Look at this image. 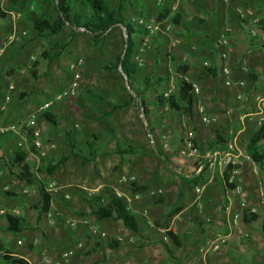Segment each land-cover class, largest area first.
Masks as SVG:
<instances>
[{
    "label": "rangeland",
    "instance_id": "1",
    "mask_svg": "<svg viewBox=\"0 0 264 264\" xmlns=\"http://www.w3.org/2000/svg\"><path fill=\"white\" fill-rule=\"evenodd\" d=\"M83 1L85 0L74 2V11H80ZM104 1L111 8L118 6L117 0ZM131 1L128 0L125 16L127 21L133 24L130 18L138 16L137 14L140 12L131 5L129 6ZM141 1L147 3L148 0ZM154 6L155 11L151 9L152 12L149 11V15L146 10L142 11L143 16L156 17L159 12H157L155 2ZM237 10L243 13L249 12L246 14L245 20H251L250 26L253 25L255 30V35L250 37L258 36L260 32H263L262 21L251 19L253 12L250 9ZM0 13L4 15V17H0V25L4 30H6L7 20L35 21L44 16L55 20L57 16L53 0H15V3H11L10 0H0ZM155 21L153 20V22ZM177 26L178 23L175 24L172 20L169 32L149 36L150 47L143 52L145 53L144 60L142 58V63L137 66L136 75L131 80L132 88L138 95H135L126 85L121 72L113 68L116 57L123 52L125 46V34L121 27L117 26L112 29L97 44L92 42L84 30L82 31L80 28L74 30L68 25L59 35L50 39L38 37L37 33L35 35L29 21L21 29L17 27L19 32L25 33L22 39L15 44L20 49L18 51L20 56L15 57L13 61L10 60L11 68L9 70L6 68L9 72L6 70L5 75L8 76V81H14L17 84L16 88L20 90L21 94L15 92L13 95L15 89L13 86V89H8L7 95L4 97L10 111H20L17 121L27 120L31 114L26 111V106L34 107L38 102L50 100L56 92L66 86L71 78L70 66L76 64L79 59L83 60L80 68L81 80L78 95L73 99L62 101L65 107H69L71 110L56 111L53 109L51 115L56 122L54 126L42 118L48 122L49 132L47 134L46 131L41 133L37 126L40 130L41 152L47 155L49 153V157L45 160L42 159L43 157L32 158L28 156V150H23L26 152L25 159L35 174L36 180L53 190L55 212L61 210L63 208L61 203L65 202L67 205L64 206L65 208L74 211L79 217H82L81 213L84 214L82 218L87 220L86 224L81 223L73 227L74 231L62 222L64 231H56L54 235L56 237L53 239H61L59 236L62 233L64 238L69 241L66 250L73 251V255L64 264H201L200 252L194 248L196 240H198L196 237L200 235L197 224H207L206 214L211 213L213 209L223 215V209L227 204L225 193L223 190L221 192V188H225L224 185H226L224 177L222 179L220 176L217 166L214 169H209L203 158L206 154H213L215 151L218 152V157L231 156L230 165L223 168L221 172L224 175L229 171L233 186L237 184L241 187V194H235V196H239V200L232 201L233 212H239L241 202L245 204V209H254L255 214L257 208L262 209L260 194H264V170L251 161L246 153V147L252 132L264 123V109L262 115H252L258 113V99L264 97V57L261 59L263 67L259 71L261 77L259 84L256 82L258 77L250 74L246 76L241 89L226 92L225 97L229 101L224 103V111L226 112L227 109L232 111L222 119L221 116L220 119L208 114L206 116L204 110L200 116H194L193 110L190 116L187 113L174 111H171L172 113L168 116V112H162L163 105L161 103V110L159 109L161 112L159 110L156 112V108H153L152 105L154 104L153 100L158 96H160L159 100L163 101L168 99H165V94H170L169 97L172 96L176 100L182 98L179 77L173 74L171 83H167L169 77L167 69L155 63V60H158L164 65V57L167 54L173 55V58H168L173 63V71L177 70L176 67L182 63L184 48L176 43L179 34L174 28ZM2 36L0 39L3 38ZM138 36L140 35L134 36L136 44H140ZM213 39L214 36H211L210 43L214 41ZM262 44L264 45V41ZM51 46L54 48L51 54L58 51L60 47H65L58 61H48L41 57L43 52L49 51ZM179 53L180 58L177 57ZM6 63L8 62L6 61ZM6 63L0 65V70L4 66L6 67ZM33 65L38 79L31 76L30 71ZM17 67L19 70L20 67L25 70L24 77L9 78L12 76L10 73L16 71ZM177 72L181 73L180 69ZM205 73H207V78H211L208 72ZM251 75L253 79L255 78L254 80L251 79ZM159 78L162 81L156 83L149 90V97L141 96L143 94L140 92L145 86L144 83H151ZM193 82L200 85L198 94L190 90L194 99L197 96L198 99L202 98L206 102H210L209 98L215 101L217 96L216 89H213L214 85L207 86L202 77L193 80ZM40 84L49 89L47 94L39 93ZM138 86L142 88L140 89ZM144 97L147 98L148 105L145 106L147 112L153 111L158 119V121H150L147 118L155 138H157L156 147L149 143L138 118V108L142 105L140 102ZM115 102H117V106L111 109L110 106ZM125 103L127 106L123 107L124 113H121L119 108ZM261 103L264 104V100ZM131 104L134 109L132 114L128 113V108L126 109ZM182 106H186L185 100L182 102ZM133 116L134 120L131 119ZM202 116L209 118V123H204L201 119ZM146 117H148L147 114ZM171 127L174 129L173 132L170 130ZM65 133H70L77 142L75 156L71 155ZM162 135L167 137L166 148L159 145ZM219 136L223 138V141L219 140ZM46 139H51L53 142V147L48 152L43 149ZM199 139L200 143H197ZM185 140L193 141L197 149L196 155L189 156L180 153ZM207 141H217L221 144H217L215 148L211 149L206 145ZM234 143L235 146H233ZM89 144L93 145L94 158L91 156ZM229 144L233 148L229 147ZM261 144L264 151V142ZM15 145L16 141L11 140L6 145L8 148H5L4 140L0 139V187H7L0 191V205L3 204L8 210L14 208L10 205L12 200L16 205L26 202V198L19 195L21 192L19 181L7 173L4 167L5 158L14 152L13 150H16ZM120 148L122 150L130 148V151L125 154L115 153V150ZM65 156H69L67 161L52 175L47 174L44 170L46 166ZM82 158H87L90 161L82 164L80 160ZM3 171L6 172L4 176ZM204 171L205 174H203ZM205 175L216 176L215 185H207L208 180ZM123 176H133L134 183H123L121 181ZM133 185L139 189L137 193L132 191ZM107 189L113 190L124 199L128 210L134 214L138 221L139 233L128 231L119 221L103 220L98 222L90 214L82 197L100 198ZM196 189L200 191L197 193ZM243 191L248 193V198L247 194L243 195ZM249 191L255 195L254 199H249V195H252L249 194ZM5 192L11 195H5ZM64 193L69 196V199H63ZM36 195L29 193L27 200L29 204L33 203ZM241 195L243 200H240ZM219 196L222 199H219ZM236 202L239 205L238 209L235 207ZM79 217L70 216L71 219ZM28 218L35 226L34 217ZM248 228L253 241L242 240V243H238V247L233 246L229 249L228 255L232 264H264V246H260L264 245V233L260 229V222L256 220L248 225ZM2 230H4V225H2ZM85 230L89 232L88 237L83 236ZM169 232L175 237L178 246H175L168 237L167 233ZM4 235V231H1L0 236ZM7 235H9L7 242H1L0 239V256L5 252L17 256L34 252L39 253V256L37 261L28 257L31 264H44L45 260H59L65 250L62 247L53 253L43 255L41 250H38L39 242L43 237L39 236V231L36 228L18 234L9 233L5 236ZM35 236L38 238L29 240V237ZM18 239H20V245L17 243ZM111 239L119 243L116 250H110L107 246ZM96 242H99L98 245H95ZM54 244L58 243H51V245ZM61 245L63 246V244ZM79 245L81 247H78ZM0 264L7 263L0 258Z\"/></svg>",
    "mask_w": 264,
    "mask_h": 264
},
{
    "label": "crops",
    "instance_id": "2",
    "mask_svg": "<svg viewBox=\"0 0 264 264\" xmlns=\"http://www.w3.org/2000/svg\"><path fill=\"white\" fill-rule=\"evenodd\" d=\"M149 2H150V4H149ZM154 2H155V0H148L147 1L148 5H147L146 1L143 3L141 0H134V1L132 0L130 2L131 3L130 5L134 9H136L140 12L139 14H137L138 16H143V14L141 13L142 11L146 10L148 15L152 12V10L155 11ZM246 8L250 9L253 12V18L251 17V19H255V21L260 20L263 23L261 25V27L263 28V32H260L258 36L250 37V35H249L248 30L250 28L251 20L242 22V21H240V19L237 16V13H236L237 9H246ZM149 11H150V13H149ZM176 19H177L178 26L175 27L174 29L179 34V39H176V41H177L176 43L184 48V53H182V54L186 57L185 58L184 56H182V58H181L182 63L176 67V68L180 69L181 73L177 72L178 69L174 70L176 72L173 71V68H172L173 63L171 62V60H168V58H170V59L173 58L172 54L165 55V57H164L165 64L164 65L159 63L158 60H155V63L159 66H164L165 69H167V72L169 73L167 83H171L172 78H173L172 75L174 74L177 76L183 75L187 79L189 78L190 81L191 80L195 81V79L202 77L203 81L205 80L207 86L212 87L214 85L215 87H213V89H216L215 93L217 96L215 98V101L212 100V98H209L208 101H210L211 103L206 102L205 100H202V98L198 99L196 96L194 99V104H193L192 110H193L194 116H197V115L200 116V113L198 112V107L201 106V107H203L204 114L206 116L208 114V115H211L212 117H215L216 119H220V116H221V119H222V117H224L230 111H232L231 109H227L226 112L224 111V109H225L224 103L226 104L229 101V99H227V97H225V95L227 94L226 93L227 91L229 92L230 90L241 89V87H239L237 85V83L238 82H245L244 80H245L246 76H249L250 74L254 75V77L255 76L258 77V80L256 82H257V84H259L258 82L261 78L259 71L263 67L261 59H263V57H264V45L262 44V41H264V0H179V7H178ZM28 21H29V23L32 24V27H33L34 21L33 20H28ZM28 21H26V20H7V24L5 26L6 30H4L3 26L0 25V36H2L4 33H6L5 36H2L3 38L0 39V43L10 33V31L13 28H15V30L18 31L17 27H19L21 29L23 27V25H25V23H28ZM1 29H3V30H1ZM73 29L75 30V28H73ZM225 29L230 30V33H229V38H228V41H229L228 57H227V59L224 60L221 58V54L223 53V47L218 46L217 41H218L219 36L221 35L223 30H225ZM24 31L26 32V30H24ZM34 33L36 35V32H34ZM200 33L202 34L201 36H200ZM180 34H182V35L180 36ZM142 36H143V34L138 36V38H137V39H139V43L141 41ZM211 36H214V39H213L214 41L212 43H210ZM138 46H139V44H136L135 53L137 52ZM62 47H64V46H62ZM12 48H14V51H12ZM64 49H65V47H64ZM18 51H20L19 47L17 48L16 45L13 44V45L9 46L8 48H6L3 52V54L0 55V65H4L6 63V61L8 62V63H6V67L4 66L0 70V126L21 122V121H17V119L20 116L19 115L20 111H18V110H11L10 111L8 104H6V101L4 99V97L7 95L8 89L9 88L13 89V86L15 88L13 91V95L15 92H19L21 94L20 90H18L16 88L17 84H15L14 81L13 82L8 81V76L5 75V71L7 69L9 70L11 68L10 67V60L13 61V59H15V57L20 56V52H18ZM63 52H64V50H63ZM63 52H62V54H63ZM62 54L59 56V58L56 61H58L61 58ZM144 55H145V53H142V55H141L143 60H144V57H143ZM177 57L180 58V53L177 54ZM166 58H167V60H166ZM206 66L211 67V69L215 72L214 77L210 74L211 78L210 77L207 78V73H205V72H208L206 70ZM64 67H66V66L64 65ZM20 68H21L20 70L18 67L15 68L17 70L12 71V73H10V74H12V76L9 78L16 77L18 79L20 77H24L25 70L22 67H20ZM224 69H227L229 71L228 75L223 74ZM8 70H7V72H9ZM152 75H154V74L152 73ZM36 79H38L37 75H36ZM209 79H211V81H209ZM226 79H231L232 85L230 87H226L224 85V82ZM158 82H159L158 79L153 80L150 83V86L147 90H146V88H145L146 86H144L145 85L144 84L143 85L144 88L140 92L141 94H143L141 96L149 97V94H148L149 90L152 87H154V85ZM39 87H40L39 88L40 94H47V91L49 89L46 86H44L43 84H40ZM138 88L141 89L142 87L138 86ZM138 92H139V90H138ZM146 97H144L145 99L142 98L141 99L142 101L140 102L141 104L143 103L144 106L148 105ZM159 97L160 96H158L157 99L153 100L154 104L152 105V107L156 108V112H157L161 108V106L163 105L162 112L163 113L168 112V116H169L170 113H172L171 110L168 109V106L166 104H164V103H162V105L160 104L161 102H159V99H160ZM11 99H12V97H11ZM238 99H241V98L238 97ZM259 99L264 100V97L259 98ZM48 100L49 99H47V101ZM47 101L38 102L34 107L33 106H26V111H29L31 114H34L37 107L40 106L41 104L47 102ZM115 106H117V102H115V104H112L110 106V108L112 109ZM53 109L56 111L62 110V109H65L67 111L71 110L69 107H65L63 102H60V103L54 104L45 113L51 114ZM126 109H127L128 113H130V114H132L131 112H134V109H132V104L129 105L128 107H126ZM122 110H124V109L121 108L120 112L124 113ZM147 111L148 110L146 109V114L148 116L147 118L150 121H158V119L154 115L155 113L153 111H151V112H147ZM44 114L38 115L36 117V119H37L36 123H37V126L39 127V129L41 130V133L46 131V134H47L49 132V129L47 127L48 122L45 119H42V118H44L43 117ZM258 114L259 113H256V114L254 113L252 115H258ZM30 115H29V117H30ZM157 115H160V113H157ZM248 115H251V114H248ZM131 119L134 120V116H133V118L131 117ZM164 119H165V117L162 118L163 121H164ZM170 121H171V118H170ZM157 125L160 126L159 124H157ZM160 127H162V125ZM124 129H126V128L124 127ZM197 129L200 130L199 128H197ZM170 130L173 132V130H174L173 127H171ZM65 135H66V133H65ZM195 136L197 137V135H195ZM92 137H94V135H92ZM0 139L4 140L5 148H8V146H6V145L8 143H10L11 140H13V141L15 140V138L13 136H10V135L5 136V137H1ZM45 141H46V143L44 142L43 149L46 152H48V150L51 149V147H53V142L51 141V139L50 140L46 139ZM197 143H200V139L198 140ZM48 144H50L51 146H49ZM211 144H213L212 141L211 142L207 141V143H206V145L209 148H213V146ZM229 147H232L231 144H229ZM13 151H15V150H13ZM28 151H29V149H28ZM12 155H13V152L10 153V155L7 156L5 159H7L8 157H12ZM28 156L32 157V158H34V157L38 158L35 153H32L30 151H29ZM48 157H49V153H48V155L45 154V156L43 158L42 157L41 158L45 160ZM4 167H5V164H4ZM6 171H7V173H9L7 168H6ZM3 172H4V174H3V176H4L6 172L5 171H3ZM211 172H213V171H211ZM205 173L206 172L204 171L203 174H205ZM11 176H13V175H11ZM13 177L16 178L15 176H13ZM205 177L208 180L207 185H210V184L215 185V182L217 180L216 176L215 177H213V176L208 177L207 175H205ZM19 183H20V190H21L19 195H23V197L26 198V202L21 204V205H16V203L12 200L10 202V205L13 206L14 208H11L9 210H17L18 216H16V218H22L26 222H28L31 226L30 230H33V228L34 229L36 228L39 231V236H42L43 238L41 237L42 239L39 242L38 250H41L43 255L46 253H53V252H55V250H58L59 248H62V247H64L66 250L67 247L69 246V244H68L69 241H68V239L64 238L65 236L62 233L59 236L61 239H57V240L53 239V237H56V236H54L56 231L57 232H59V230L64 231V229H62V222L69 229L73 230V228H70L67 225L68 222H72L74 224V226H77L78 224L80 225L81 223H83L87 220L85 218L77 216V214L74 211L70 210L69 208H67V207L65 208L64 206H67L65 202L61 203V207H63V208L61 210L55 212V210L53 208L54 192H52L53 191L52 189L47 188V190H49L52 193L51 210L48 214L42 216L38 222L37 221L38 215L32 209V206L39 200L38 185L41 182L37 181L33 185H27L21 181H19ZM224 187L225 188H221V192L223 190V193L228 191V189H231V188L227 187L226 185H224ZM2 188L4 189L7 187H0V191ZM55 191H57V190L55 189ZM29 193L30 194L31 193L37 194L36 197L34 198L33 203H31V204H29L27 201L28 197H29ZM246 194H247V196H246ZM249 194H252V192L249 191ZM243 195L248 198V193H246V191H243ZM224 196H225V194H224ZM238 197L239 196H235L234 194L231 195V198L235 201L238 199ZM241 197H242V195L240 196V200H243ZM64 198L69 199V196L64 193L63 199ZM254 198H255L254 194L249 195V199H254ZM219 199H222L221 196H219ZM238 202H236V205H235V207L237 209L239 206ZM5 203L8 204L7 202H5ZM1 207L6 209V207H4L3 204ZM74 215H75V217H79V218H77V219L72 218L71 219L70 216L74 217ZM206 215H207L206 217H208V219L206 220L207 224L197 225L198 230L200 232V235H199V237H196V238H198V240H196L195 247H194L197 250H199L198 252H200V256H199L200 263L201 264H232L231 260L229 258V255H228V251L233 246L238 247L237 246L238 243H242V240H247L248 242L253 241V239L251 237V232L248 228V225H251L252 223H249V224L245 223L241 217L239 222H237L234 226H232L231 229H228V227L224 223V217L221 214V212H219V211L217 212L215 209H213L211 211V213H208ZM256 215H257V221L260 222V229L264 233V210L257 208L256 209ZM26 217H27V219H26ZM28 217H34L35 226H33L32 221H29ZM2 225H4V230H2ZM30 230H28V231H30ZM1 231H4L5 235L10 233L7 230V222H6L5 216L0 215V232ZM23 232H26V231H22V233ZM5 235L0 236L1 242H4V241L7 242L8 241L7 238L9 235H7V236H5ZM83 236L88 237L89 232L85 230L83 232ZM33 238L35 240L38 238V236L37 237L36 236L35 237H29V240H31ZM212 240L216 241L217 244H219V249L217 251H214V252L210 251V252H207L204 254L203 249H205L206 244ZM18 241H20V239H18ZM52 242L53 243L55 242L58 244L51 245ZM46 243H48V244H46ZM98 243L99 242H96L95 245H98ZM61 244H63V246ZM260 246L263 247L264 245L261 244ZM56 252H59V251H56ZM15 256H17V255H15ZM18 256L21 258L24 257L23 259H25L29 264H31L28 257H31L33 261H37L39 253L28 252L25 255H18Z\"/></svg>",
    "mask_w": 264,
    "mask_h": 264
},
{
    "label": "trees",
    "instance_id": "3",
    "mask_svg": "<svg viewBox=\"0 0 264 264\" xmlns=\"http://www.w3.org/2000/svg\"><path fill=\"white\" fill-rule=\"evenodd\" d=\"M11 3H15V0H10ZM118 6L117 8H111L106 1L104 0H85L81 3L80 11H74L73 4L74 2H79V0H53L57 16L55 20H51L49 17H40L33 23V30L37 33L38 37L50 39L59 35L66 25L71 28H80L83 29L84 32L90 37L93 43H99L105 35H107L112 29L119 26L125 30L126 39L124 41V49L123 52L116 57L113 68L118 70L120 68L121 72L125 75L127 80V85L131 91L134 92L132 88L131 80L136 75L137 65L134 63L133 58L135 55L136 41L134 40L135 35H144L143 29L128 22L127 17L125 16V11L128 7V0H117ZM127 5V6H126ZM130 6V4H129ZM157 8V12H167V6L162 8ZM158 13V14H159ZM0 17H4L0 13ZM158 17H162V14H159ZM175 24H177V19L173 20ZM53 46L49 48V51L43 52L41 57L48 61L57 60L59 56L62 54L64 47H60L58 51L51 54L53 51ZM35 66L31 69L30 73L33 78L36 79V75L34 72ZM209 74L213 77L215 76V72L211 68H206ZM253 79V76H250ZM123 79V77H122ZM158 81H162L161 78ZM145 88L146 90L149 88L150 83L146 82ZM181 88V97L176 100L172 96H170L166 101L159 100V102L164 103L168 106V109L174 112H183L187 113L189 116L192 113V108L194 104V95L190 91V88L184 83L179 82ZM135 93V92H134ZM135 95H138L135 93ZM185 100L186 106H182V102ZM127 106V103L119 109ZM142 106L146 108L142 103ZM51 125H56V122L51 114H44L43 116ZM68 138V146L71 151V155H76L75 151L77 148V142L72 137L70 133L66 134ZM219 140L223 141V138L219 136ZM262 142H264V123L258 126V128L252 132L251 136L248 139V144L246 147V153L251 159V161L259 168L264 170V151L262 147ZM28 143H31V137L28 139ZM211 144L213 148L216 147L217 144H221L217 141L212 142ZM91 156L95 157V153L93 150V145L89 144ZM29 151L36 154V150L34 147H28ZM124 149H116L115 153L125 154L130 150ZM212 149V148H211ZM80 151V150H79ZM26 152L23 150L16 149L13 152L12 157H8L4 160L5 167L8 172L15 176L19 181L24 182L27 185H33L36 180V176L31 170L30 165L26 161ZM69 156L61 157L57 162L50 163L44 169L47 174L52 175L56 169H58L62 164H64ZM81 158V157H80ZM82 164L89 162L90 160L80 159ZM224 181L226 182L230 175L229 171L225 172ZM229 188H233V184H226ZM132 191L137 193L139 189L133 185ZM5 195H11L8 192H5ZM38 196L39 200L32 206V209L37 213L39 219L48 214L51 210V201H52V193L47 190V187L39 183L38 185ZM83 202L87 205L90 214L95 217L98 222L103 220H114L119 221L122 226L132 233H139V225L136 217L132 212H130L125 204L124 199L117 195L111 189H107L103 195L99 197L91 196V197H82ZM84 217V214H80ZM5 219L7 222V230L11 234H18L22 231H28L31 229V226L28 222H26L22 218L12 217L10 215H5ZM242 220L249 224L253 223L257 220V215L255 213H250L248 211L243 212ZM199 225V224H197ZM168 237L172 241L175 246H178V242L171 232L167 233ZM108 248L110 250H116L119 246V243L116 240H110L108 243ZM169 252V251H168ZM0 258L7 264H29L25 259L9 254L5 252Z\"/></svg>",
    "mask_w": 264,
    "mask_h": 264
},
{
    "label": "built area",
    "instance_id": "4",
    "mask_svg": "<svg viewBox=\"0 0 264 264\" xmlns=\"http://www.w3.org/2000/svg\"><path fill=\"white\" fill-rule=\"evenodd\" d=\"M155 5L158 8H162L164 6H167L168 11L167 12H160L159 14H162V17H158L159 14L156 17H145V16H134L131 17L130 20H132L133 24L136 26L140 27L144 31V35L141 38L140 44L138 46L137 52L134 55L133 61L137 66H140L142 63V53L146 51L150 46L149 43V36L152 34L156 33H165L169 32L171 28V21L176 18L177 15V10H178V5H179V0H155ZM247 13H243L240 10H237L238 17L240 21L245 22L248 20H245V16ZM19 17V16H18ZM153 20H156L153 22ZM83 31V29H81ZM123 32L125 34V30L123 29ZM249 35L254 36L255 35V30L254 26L251 25L249 30ZM229 33L230 30L225 29L221 35L218 38L217 44L220 47H223V53L221 54L222 59H227L228 57V52H229ZM25 35L24 32H19L13 28L10 33L1 41L0 43V55L4 52L6 48L9 46L18 43L22 37ZM126 39V35H125ZM83 64V60L79 59L76 64H72L69 68L70 73H71V78L69 82L67 83L66 86L61 88L56 94L53 95V97L48 100L47 102L41 104L40 106L37 107L36 111L34 114H32L27 120L18 122V123H12L4 126H0V138L5 137V136H13L16 141V149L18 150H28L29 145L34 147L36 150V156L38 158L44 157L45 153L41 152L42 149V143L40 141V130L37 128L36 125V117L38 115H43L45 112H47L54 104L60 103L65 99H73L78 95V91L80 88V80H81V73H80V68ZM118 70L121 72L120 68ZM122 77L127 85V80L125 75L121 72ZM224 75H228L229 71L227 69L223 70ZM180 81L184 82L191 91H193L195 94H198L199 92V86L196 82L188 80L185 76L179 75L178 76ZM224 85L226 87H230L232 85L231 79H226L224 82ZM237 85L239 87L244 86L243 82H238ZM12 89V88H10ZM170 94H165L164 97L165 99L169 98ZM263 99H258L257 103V109L258 113L260 115L263 114V107L264 104L261 102ZM198 112L200 114L203 113V108L200 106L198 107ZM138 118L141 121L142 127L145 131L146 137L149 141V143L156 147L157 145V138L154 135V132L150 128V125L147 121L145 109L142 105L138 108ZM202 121L204 123H209V118L206 116H202ZM264 120V118H263ZM77 127V126H75ZM31 137V143H28V139ZM167 137L165 135H162L159 139V145L161 144V147L166 148L167 143H166ZM235 146V143L233 144ZM233 148V147H232ZM236 151L238 152V149L236 148ZM183 154H188L189 156H194L197 154V149L193 143L192 140H185L184 141V147L182 148L181 152ZM231 156L229 155H224L223 157H218V152H214L213 154H206L203 158L205 159L207 163V167L209 169H214L215 166L218 167L220 176L223 178L222 174V169L226 168L230 165L231 163ZM249 159V158H248ZM1 175V172H0ZM121 181L123 183H130L133 184L135 181V178L133 176L130 177H125L123 176L121 178ZM225 184H233L232 182V177H230ZM200 190L196 189V192L198 193ZM232 194L240 195L241 194V187L237 184L233 186V188L228 189V191L225 192V200L227 202L226 206L223 209V217H224V223L228 227V229H231L232 226H234L237 222H239L240 218L242 217L243 211H248L250 213H255L254 209H245V204L243 202L240 203V208L239 212H233L232 210V201L233 199L231 198ZM118 195V194H117ZM260 205L262 209L264 210V194H260ZM10 215L12 217L18 216L17 210H7L0 205V215L5 216V215ZM84 224L87 223V221L83 222ZM67 225L70 228L75 227L72 222H68ZM95 232V231H93ZM18 245L21 244L20 241L17 242ZM78 247H81L79 245ZM219 249V244H217L216 241L212 240L209 241L206 244V248L203 249V253L207 252H214ZM73 255V251H64L62 252L60 259L56 261H51V260H45L44 264H64L69 257Z\"/></svg>",
    "mask_w": 264,
    "mask_h": 264
}]
</instances>
